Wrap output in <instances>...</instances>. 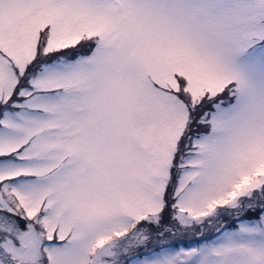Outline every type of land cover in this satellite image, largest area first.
Masks as SVG:
<instances>
[{
    "label": "snow or ice",
    "instance_id": "snow-or-ice-1",
    "mask_svg": "<svg viewBox=\"0 0 264 264\" xmlns=\"http://www.w3.org/2000/svg\"><path fill=\"white\" fill-rule=\"evenodd\" d=\"M0 264H264V0H0Z\"/></svg>",
    "mask_w": 264,
    "mask_h": 264
}]
</instances>
